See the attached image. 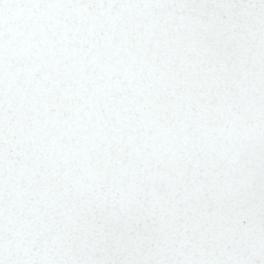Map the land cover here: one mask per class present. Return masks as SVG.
Returning a JSON list of instances; mask_svg holds the SVG:
<instances>
[{
	"label": "snow or ice",
	"instance_id": "snow-or-ice-1",
	"mask_svg": "<svg viewBox=\"0 0 264 264\" xmlns=\"http://www.w3.org/2000/svg\"><path fill=\"white\" fill-rule=\"evenodd\" d=\"M0 264H264V0H0Z\"/></svg>",
	"mask_w": 264,
	"mask_h": 264
}]
</instances>
